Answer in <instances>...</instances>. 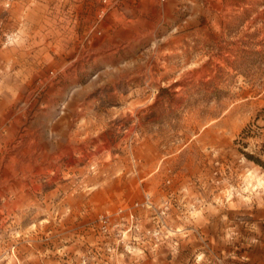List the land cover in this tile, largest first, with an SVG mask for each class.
I'll return each instance as SVG.
<instances>
[{
  "label": "rangeland",
  "instance_id": "rangeland-1",
  "mask_svg": "<svg viewBox=\"0 0 264 264\" xmlns=\"http://www.w3.org/2000/svg\"><path fill=\"white\" fill-rule=\"evenodd\" d=\"M0 264H264V0H0Z\"/></svg>",
  "mask_w": 264,
  "mask_h": 264
}]
</instances>
